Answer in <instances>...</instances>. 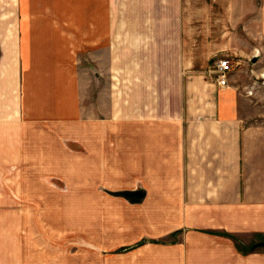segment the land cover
<instances>
[{
	"label": "crops",
	"instance_id": "1",
	"mask_svg": "<svg viewBox=\"0 0 264 264\" xmlns=\"http://www.w3.org/2000/svg\"><path fill=\"white\" fill-rule=\"evenodd\" d=\"M238 3L264 35V0H224L226 19ZM212 11L184 0H0V264H264V247L253 248L264 239L260 80L236 60L219 87L192 55ZM79 122L83 180L57 228L27 212L25 182L8 175L24 170L26 150L41 156L45 126ZM137 189L135 204L106 193Z\"/></svg>",
	"mask_w": 264,
	"mask_h": 264
},
{
	"label": "rangeland",
	"instance_id": "2",
	"mask_svg": "<svg viewBox=\"0 0 264 264\" xmlns=\"http://www.w3.org/2000/svg\"><path fill=\"white\" fill-rule=\"evenodd\" d=\"M184 4H186V7L207 4L215 9L214 12L207 13L209 21L212 20L215 27L209 28V26H207V28L202 29L200 35L206 39H198L196 41H201V44L192 43L190 47L194 57L198 56L201 59H205L208 65H210L209 67L212 72L214 70V63L219 58L229 60L230 66L233 65L234 61L241 60V64L244 63L243 67L248 76H250L251 71L255 74L264 72V35L256 28L249 29L246 27L247 18L245 17H247L248 14H242L240 3L235 7L233 21H231L230 15H228V19L225 18L224 0H184ZM225 21L227 22V27ZM204 25L206 26L208 24ZM73 48L75 49L74 58L78 60L77 63L75 61L74 64L75 70L78 73L76 79L80 83L82 82L81 66L83 65L81 64L83 55L82 46L73 45ZM254 56L256 59L255 63L252 62ZM67 63L70 64L69 61ZM260 85L261 101L263 103L264 79H260ZM78 92L81 94L80 88ZM259 107L264 115V103L263 105H259ZM49 130L50 127L45 126L44 131L51 133V135H43V137L47 136V139L41 140L40 144L39 140L35 142V146L39 144L41 156L38 154L34 156L33 149H29L31 148L30 146L28 148L29 150L26 151L28 152L27 154H32L33 157H26L24 170L20 169V171L18 170L19 172H16V169L13 168L14 172L11 171L8 176L10 180L25 182V189H21L19 192L20 196L24 193L27 212H40L42 215L47 214L56 219L58 218V220L54 222L55 227L65 228L67 222L66 215L69 212H66L67 205L62 199L67 196H72V192L76 189H71L77 186V184H79L78 182L83 180L81 172L83 158L80 154L81 139L79 138L82 137L83 131L80 122L75 125L67 126L64 129H57L56 126L53 125L51 126L50 132ZM50 138L53 142L49 143L48 139ZM66 139L73 141L67 144L66 141L68 140ZM45 140H48V142H44ZM32 144H34V142H32ZM41 145L42 150L40 149ZM65 145L68 146V148ZM26 146L28 147L29 144L26 143ZM36 153H38V147L36 148ZM60 181L65 182L68 188L57 189L54 187L55 185L53 183ZM36 199H41L42 204L34 205V200ZM66 239L70 241L74 238L67 236Z\"/></svg>",
	"mask_w": 264,
	"mask_h": 264
},
{
	"label": "built area",
	"instance_id": "3",
	"mask_svg": "<svg viewBox=\"0 0 264 264\" xmlns=\"http://www.w3.org/2000/svg\"><path fill=\"white\" fill-rule=\"evenodd\" d=\"M214 70L213 73L215 75L216 84L219 87H226L228 85V77L231 72V66L229 60L224 58H219L216 60L213 66ZM255 80L264 79V72L254 73L251 71ZM248 96H252V92H246Z\"/></svg>",
	"mask_w": 264,
	"mask_h": 264
},
{
	"label": "water",
	"instance_id": "4",
	"mask_svg": "<svg viewBox=\"0 0 264 264\" xmlns=\"http://www.w3.org/2000/svg\"><path fill=\"white\" fill-rule=\"evenodd\" d=\"M252 62L255 63L256 59L254 58ZM54 184H60V182H54ZM58 186H61L63 188L61 184ZM106 193L114 197H121L130 204L140 203L145 195V192L141 189H137L135 191L124 190V191H113V192L106 190ZM256 247H264V239L259 244L253 246V248Z\"/></svg>",
	"mask_w": 264,
	"mask_h": 264
}]
</instances>
